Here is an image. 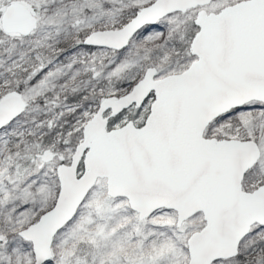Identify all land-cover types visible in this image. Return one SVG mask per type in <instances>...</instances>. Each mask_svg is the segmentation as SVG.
Listing matches in <instances>:
<instances>
[{
    "label": "snow or ice",
    "instance_id": "1",
    "mask_svg": "<svg viewBox=\"0 0 264 264\" xmlns=\"http://www.w3.org/2000/svg\"><path fill=\"white\" fill-rule=\"evenodd\" d=\"M0 264H264V0H0Z\"/></svg>",
    "mask_w": 264,
    "mask_h": 264
}]
</instances>
